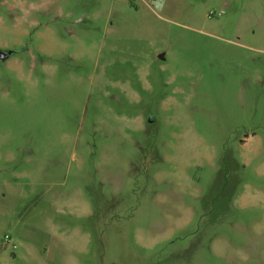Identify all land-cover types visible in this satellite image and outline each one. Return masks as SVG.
<instances>
[{
	"label": "rangeland",
	"instance_id": "374dc122",
	"mask_svg": "<svg viewBox=\"0 0 264 264\" xmlns=\"http://www.w3.org/2000/svg\"><path fill=\"white\" fill-rule=\"evenodd\" d=\"M171 1L0 0V264H264V0Z\"/></svg>",
	"mask_w": 264,
	"mask_h": 264
},
{
	"label": "water",
	"instance_id": "95a60500",
	"mask_svg": "<svg viewBox=\"0 0 264 264\" xmlns=\"http://www.w3.org/2000/svg\"><path fill=\"white\" fill-rule=\"evenodd\" d=\"M12 52H13L12 50H7V51L0 50V60L6 58Z\"/></svg>",
	"mask_w": 264,
	"mask_h": 264
},
{
	"label": "crops",
	"instance_id": "0c3cea01",
	"mask_svg": "<svg viewBox=\"0 0 264 264\" xmlns=\"http://www.w3.org/2000/svg\"><path fill=\"white\" fill-rule=\"evenodd\" d=\"M171 4H172V1L170 0V2L167 4H164V7L163 8H169L170 6H171ZM165 10V9H164Z\"/></svg>",
	"mask_w": 264,
	"mask_h": 264
},
{
	"label": "built area",
	"instance_id": "2783aa9c",
	"mask_svg": "<svg viewBox=\"0 0 264 264\" xmlns=\"http://www.w3.org/2000/svg\"><path fill=\"white\" fill-rule=\"evenodd\" d=\"M6 239V238H5Z\"/></svg>",
	"mask_w": 264,
	"mask_h": 264
}]
</instances>
